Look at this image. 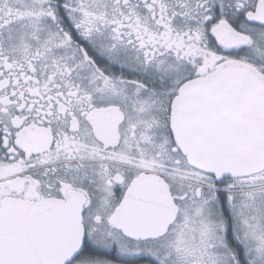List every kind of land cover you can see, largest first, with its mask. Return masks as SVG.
Listing matches in <instances>:
<instances>
[{
    "label": "snow or ice",
    "instance_id": "snow-or-ice-1",
    "mask_svg": "<svg viewBox=\"0 0 264 264\" xmlns=\"http://www.w3.org/2000/svg\"><path fill=\"white\" fill-rule=\"evenodd\" d=\"M0 264H264V0H0Z\"/></svg>",
    "mask_w": 264,
    "mask_h": 264
}]
</instances>
